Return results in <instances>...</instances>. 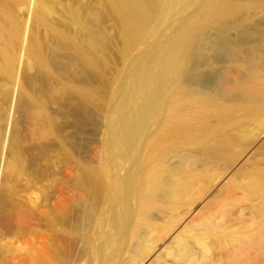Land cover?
I'll return each mask as SVG.
<instances>
[{
  "label": "bare ground",
  "instance_id": "obj_1",
  "mask_svg": "<svg viewBox=\"0 0 264 264\" xmlns=\"http://www.w3.org/2000/svg\"><path fill=\"white\" fill-rule=\"evenodd\" d=\"M17 1L0 0V264L5 236L30 228L17 180L43 176L50 140L62 153L45 203L53 234L26 264H92V252L118 264L129 241L149 246L142 229L168 228L203 194L216 201L176 242V264L264 261V0H37L25 32ZM111 99L104 160L124 173L108 183L74 137Z\"/></svg>",
  "mask_w": 264,
  "mask_h": 264
},
{
  "label": "rangeland",
  "instance_id": "obj_2",
  "mask_svg": "<svg viewBox=\"0 0 264 264\" xmlns=\"http://www.w3.org/2000/svg\"><path fill=\"white\" fill-rule=\"evenodd\" d=\"M36 1L37 0H18L14 7L15 15L21 20L24 32L30 25L31 16ZM55 4L57 5L56 2ZM168 32L169 28L166 27H161L158 30L159 35H165ZM23 55L24 50L22 47H20L18 59H23ZM225 58H230V56L226 55ZM16 81L17 79L15 75L9 78H2L4 88L8 90L9 94H12V92L17 87ZM114 87L115 83L111 85L110 90L112 91ZM112 104L113 100L111 99L107 103L105 111L101 116L98 117V124H94L91 127L84 129L74 137V139L77 138L76 140L79 143L75 144L77 148L80 146L78 149L81 151V153L87 158L91 159L95 166L101 168L108 183L112 182L113 177L116 174L124 173V168H121L120 162H118L113 167L110 166L106 160H104L105 135L103 132L104 128L102 127V123L106 122L110 118ZM7 114L8 110H6V119ZM152 140L153 136L148 139V143L146 145L147 148L145 151L146 153L148 152V146L152 143ZM47 143H50L47 144V146H50V150L49 148L48 150L45 149L39 152L40 154H43L38 156L39 159L36 157L37 162L39 161L36 166L38 167V171L41 167L40 169L43 170V176L39 180H33L31 182H27L24 177H20L17 180L18 184L16 183L17 194H15L16 197H14L16 199L15 202L19 204L21 210L31 213L30 228L23 232L5 236L3 239V247L1 248L3 250L2 259L3 262L7 264H26L32 258L42 257L45 250L48 248L45 238L47 236H52L53 234L52 228L45 225V203L47 197L46 195H48L54 180L52 172L60 165L59 162L61 161L62 153L60 152L58 146L54 144L55 140H50ZM51 148L54 149V151L56 150V152L52 151ZM56 162L58 165H56ZM217 179L221 178L218 176ZM215 201V197H212L209 194H203L201 197L196 198L189 204L179 208L178 210L180 212L174 211L175 213H172L174 216L169 215L174 217V220L168 228L161 230V226H159L158 228L160 231H158L159 229L151 228L150 230L145 231V233L143 231L145 229H142L141 237H145L144 243L149 246H147L145 249H139L140 246L137 243V241L140 243L139 239L129 241L128 247L119 253L118 264H176L179 260L177 257H175L174 248L178 245L176 242L179 243V238H187L190 230H195L198 228V220L210 212L209 210ZM106 206L107 204L100 205V208L102 209V215ZM235 211L237 212V210ZM245 212L246 211H244V213ZM176 214L178 216H176ZM167 215L168 212L165 214V216ZM159 223L160 222H158V224ZM100 232L101 225L99 224V220H91L88 227V232L84 238L87 240L88 245L92 249L98 243ZM153 233H155V235H153V238H150L152 237ZM193 246L195 251L200 254L201 250L199 249L198 244H194ZM109 251L110 249L107 247L106 252ZM91 255L93 259L92 264H99V262L95 259L93 252ZM219 258L220 254L218 252L211 253L212 261L219 260ZM73 264H87V261L84 257L80 256ZM260 264H264V261H262Z\"/></svg>",
  "mask_w": 264,
  "mask_h": 264
}]
</instances>
